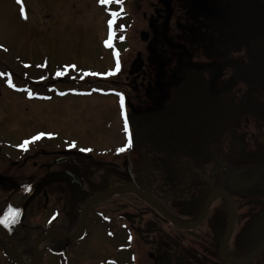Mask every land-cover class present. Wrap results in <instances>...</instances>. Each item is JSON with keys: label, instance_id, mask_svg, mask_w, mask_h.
Masks as SVG:
<instances>
[{"label": "flooded vegetation", "instance_id": "1", "mask_svg": "<svg viewBox=\"0 0 264 264\" xmlns=\"http://www.w3.org/2000/svg\"><path fill=\"white\" fill-rule=\"evenodd\" d=\"M111 3L68 123L0 118V226L28 255L89 239L104 264H264V0Z\"/></svg>", "mask_w": 264, "mask_h": 264}, {"label": "rangeland", "instance_id": "2", "mask_svg": "<svg viewBox=\"0 0 264 264\" xmlns=\"http://www.w3.org/2000/svg\"><path fill=\"white\" fill-rule=\"evenodd\" d=\"M97 2L99 0H21V3L0 0V73L11 71L19 87L24 84L41 89L45 84L36 86L34 79L56 72V86L51 92L53 97L56 94V100L50 101L38 100L37 96L28 100L25 94L12 90L0 80V118L6 121V127L21 126L23 131L32 133L46 127L56 130V121L68 123L70 113L67 108L63 110V106L72 103L69 96L73 92L74 53L87 52L95 57L99 50L86 42L95 41L99 36L101 42H105L112 34L109 27L103 28L105 17L102 15H110L115 6L100 3L101 10L96 8L90 12V7ZM21 74L26 77L21 78ZM41 121L45 123L38 124ZM94 244L84 239L59 254L47 253L42 264H104L97 261L104 253L92 250ZM34 252L27 254L32 264ZM0 264L16 263L7 260L5 250L2 255L0 250Z\"/></svg>", "mask_w": 264, "mask_h": 264}, {"label": "snow or ice", "instance_id": "3", "mask_svg": "<svg viewBox=\"0 0 264 264\" xmlns=\"http://www.w3.org/2000/svg\"><path fill=\"white\" fill-rule=\"evenodd\" d=\"M99 2L107 4V3L113 2V0H99ZM115 2L116 3H121V0H115ZM17 3H21V0H17ZM23 11H24L23 8H21V14H23ZM112 15H116V13H112ZM109 23L111 24V21H109ZM58 75H59V73H58ZM38 138H39V136L33 137V139H38ZM24 143L27 144L28 141H25ZM84 150L85 149H82V151H84ZM6 221H7V216H5L4 219L0 220V223H6Z\"/></svg>", "mask_w": 264, "mask_h": 264}, {"label": "bare ground", "instance_id": "4", "mask_svg": "<svg viewBox=\"0 0 264 264\" xmlns=\"http://www.w3.org/2000/svg\"><path fill=\"white\" fill-rule=\"evenodd\" d=\"M9 253L12 257L16 258L17 261L19 262V264H32L31 262H28V259L20 256L18 253H16L12 248L9 250ZM38 259H40V255H38ZM40 262V261H39ZM38 263H34V264H39Z\"/></svg>", "mask_w": 264, "mask_h": 264}]
</instances>
